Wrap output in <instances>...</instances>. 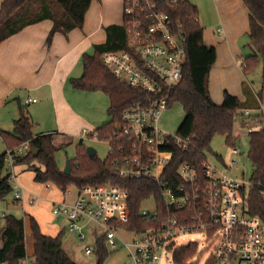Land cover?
I'll list each match as a JSON object with an SVG mask.
<instances>
[{
	"label": "built area",
	"instance_id": "1",
	"mask_svg": "<svg viewBox=\"0 0 264 264\" xmlns=\"http://www.w3.org/2000/svg\"><path fill=\"white\" fill-rule=\"evenodd\" d=\"M188 1L124 0L126 48L108 51L102 56L104 66L118 80L148 96L122 113L115 138L107 142L109 146L117 140L127 142L119 148L123 156L114 163L116 172L122 179L156 183L162 190L168 215L157 228L132 232L126 229L131 218L126 188L106 184L75 187V191H71L70 187L62 195L74 200L52 202V214L58 221L66 220L69 232L77 233L82 241L86 239L84 230L89 224L104 229L98 237L97 231L93 232L96 246L86 247L87 256L96 253L99 241L104 240L109 255L123 245L129 264H165L169 260L174 262L179 248L195 244L197 252L188 263L199 264L193 261L202 255L198 242H186L185 236L201 233L206 236V249L210 252L207 261L213 257L217 264H264V222L249 214L242 196V189L250 185L249 181L226 175L206 157L203 168L181 164L177 170L180 180L177 185L167 176L174 157L171 148L175 144L187 151L190 145V139L172 135L160 127L170 94L181 81L187 62L188 37L184 23L178 21L176 15ZM30 102L36 100L30 99ZM263 108L259 115L244 110L240 118H261ZM256 121L262 128L264 123ZM255 131L248 127L249 133ZM82 133L84 140L91 134L86 129ZM31 151L30 143L26 142L7 150L5 159L7 175L14 188L13 201L23 208L26 203L35 204L37 198L19 185L15 168L17 159L28 156ZM232 155L236 159L239 150L233 148ZM46 185L47 189L52 186ZM1 209L0 202V213L5 218L7 213ZM141 215L145 219L156 218L157 204L153 214L142 207ZM121 230L133 238L125 240L118 234ZM18 264H35V259L24 258Z\"/></svg>",
	"mask_w": 264,
	"mask_h": 264
},
{
	"label": "trees",
	"instance_id": "2",
	"mask_svg": "<svg viewBox=\"0 0 264 264\" xmlns=\"http://www.w3.org/2000/svg\"><path fill=\"white\" fill-rule=\"evenodd\" d=\"M58 7L53 10L48 0H5L0 11V44L23 29L51 20L53 29L49 36L51 42L54 34L69 33L82 29L86 14L94 0H52ZM250 14L249 39L252 52L242 64L245 74L255 71L264 62V0H242ZM39 3V8L36 5ZM198 8L190 1L181 6L176 19L185 25L188 43L186 46L187 62L182 71L181 81L173 88L168 109L180 104L185 112L183 123L176 133L179 137L190 139L189 149L183 151L175 144L171 148L173 161L167 171L173 185L180 183L177 170L181 164L190 163L203 168L206 153H212L211 143L217 135L224 136L232 143L233 128L236 119L243 111L242 102L225 92L221 105L215 104L209 92L208 82L211 70L217 60L216 49L204 43V28L199 22ZM126 48L124 26H112L107 29V41L104 45L95 46L93 54L83 56V76L72 80L74 88L80 91L102 92L110 99L108 114L111 120L97 128L89 139L109 142L115 138L119 129L122 113L137 101L147 98V94L134 89L118 80L103 64L102 56L108 51ZM260 117L249 120L250 124L258 123ZM260 124V123H258ZM263 128V125H262ZM250 133V154L253 172L250 185L242 189L245 205L251 216L264 222V130ZM7 150L15 149L29 142L33 151L28 156L18 158L16 166H26L34 171L35 181L41 184H52L61 192L71 186L119 185L129 192L131 218L126 229L142 232L157 228L168 215V209L162 190L156 183L146 180L122 179L116 172L114 163L122 158L119 151L127 142L115 141L110 146L105 160L97 154L90 157L84 140L80 141L77 156L71 161V174L66 175L55 158L58 150L53 144L52 134H35L33 123L24 107L19 108V118L14 123L12 133L1 131ZM7 153V151H6ZM6 153L0 156V202L13 193L10 177L2 176L5 167ZM154 198L157 204L156 218L145 219L141 215L144 201ZM180 216V215H179ZM5 227L1 231L0 264H18L21 259L33 258L35 264H77L63 246L64 233L55 237L42 233L38 221L25 213L22 219L7 215ZM197 252V245L191 244L179 248L174 256L175 264H189ZM97 264H104L110 256L104 248V240L99 241L96 251ZM206 264H217L211 257Z\"/></svg>",
	"mask_w": 264,
	"mask_h": 264
},
{
	"label": "crops",
	"instance_id": "3",
	"mask_svg": "<svg viewBox=\"0 0 264 264\" xmlns=\"http://www.w3.org/2000/svg\"><path fill=\"white\" fill-rule=\"evenodd\" d=\"M4 1L0 0V11ZM205 1L210 10V16L204 15L201 24L199 14V22L205 28V45L215 48L217 53V60L208 82L210 96L215 104L221 105L225 92H228L242 102L243 111L250 110L258 115L256 114L258 109L264 106L261 103L262 94L248 80V74H245L242 68L244 60L252 52L249 39V11L242 0ZM95 9L99 8H94L92 17L86 14L82 29H74L69 33L58 32L54 34L51 42H49V36L54 24L51 20H45L23 29L0 44V127L2 131L13 132L14 123L19 118V108L22 106L31 118L35 134H52L55 136V141L66 138L72 141L76 139L79 142L84 140L83 133L79 134L78 131L70 128L76 109L72 97L78 94L75 92L80 91L74 88L72 80L83 76V56L93 54L95 46L106 43L107 29L112 26H122L112 25V23L107 27L106 35H104V27H106L104 12L101 10L94 14ZM116 16L121 18L120 13ZM219 29H222V32H219ZM92 49L93 52H91ZM261 67L264 71V62L258 69L262 70ZM30 99L36 102L29 103ZM104 121L105 118L102 117L98 122L87 124L90 130L84 129L92 133L104 125ZM246 123L250 126V122ZM6 151L7 148L3 154ZM60 167L63 170L64 166ZM19 171L24 172L28 169L23 165L16 166L17 181ZM19 185L24 188L20 183ZM60 193L61 199L52 202L74 200V197L65 199L61 191ZM52 226L47 227L52 235L57 236L66 231L65 227L59 229ZM40 227L42 228L41 224Z\"/></svg>",
	"mask_w": 264,
	"mask_h": 264
},
{
	"label": "rangeland",
	"instance_id": "4",
	"mask_svg": "<svg viewBox=\"0 0 264 264\" xmlns=\"http://www.w3.org/2000/svg\"><path fill=\"white\" fill-rule=\"evenodd\" d=\"M48 1L53 10H58L55 2L52 0ZM190 2L198 8L202 24L204 15L210 16V10L208 9L206 1L190 0ZM208 5L211 7L210 4ZM36 7L37 9L39 8V3L36 5ZM95 7H98L99 9H95L94 14L101 10L104 12V25H106V27H104V35H106V29L110 24L113 23L112 25H123L124 0H94L91 9L88 12L90 17H92V11ZM119 13L121 14V18L116 16ZM104 37L105 36H103V38ZM91 52H93V49ZM257 69L248 74V80L252 82V84L256 86L255 89L262 94L263 100L261 103L264 104V71L262 67V70ZM75 93L78 94H75V96L72 97V102L76 109L74 110L75 113L73 116L74 119L72 126L70 127L71 129L78 131L80 134L84 128L89 129L87 124H91V122H98L100 119H102V117L105 118V123L111 120L107 112L110 106V99L108 96L99 91H77ZM253 114L255 115V113ZM256 114H261L260 109H258V113ZM184 118L185 112L183 107L180 104H174L164 113L160 121V127L166 132L175 135L183 123ZM260 122L264 123V116L262 115ZM248 127L256 129V131L261 129L258 123L250 124L249 126L248 123H246V121L242 120L241 118L236 119L233 128L232 143L229 144L224 136L217 135L211 143L212 153H206L205 155V157L211 163L217 165L226 175L238 180L246 181H250L253 172V164L249 157L251 138L250 133L248 132ZM1 131L2 128L0 127V156L6 150L5 143L1 136ZM54 137L55 136H52L53 144L58 148L55 153L56 161L60 166H64L65 168L67 161H72L76 158L77 149L80 142L76 139L72 141L67 138L62 139V141L60 139L55 141ZM84 144L87 147L95 148L98 151L97 156L101 160H105L109 154L110 146L107 142H97L96 140L88 138L84 140ZM233 148H237L239 150V155L236 157V159L232 155ZM234 160L237 161L236 164H234ZM18 174L19 183L27 190V192H29V194L37 198L36 202L34 205L26 204V206L23 208L20 203L17 204V202L13 201V190V193H11L5 200L1 201V212H6L7 215L13 216L16 219H22L25 213L32 215L38 221L39 225H42V228L40 227L42 233L50 237H55V235H52L50 229H47L48 226L53 227L52 225H54L59 229H63L65 227L66 231L64 233L63 246L69 257L77 264H97V253L94 252L92 255L87 256L85 254V250L86 247L94 248L96 246V237L93 235V232L96 230V236L98 237L104 233V229L97 226L96 224H94L95 226L93 224H89L84 230L86 239L84 241L80 240L77 233L69 232L68 223L66 220L58 221L53 217L52 201L61 199V193L57 187L53 185L50 189H47L46 184L35 182L34 171H19ZM2 176H7L6 167H4L2 170ZM70 190L75 191V186H71ZM142 207L144 210L153 214L156 210V203L153 198H150L143 203ZM4 227L5 219L0 213V245L1 231ZM118 234L123 236V238L127 241L133 238L131 235L126 234L122 230L119 231ZM185 240L186 242L190 240L198 242L199 254L202 253V255L194 258L193 261H197L199 264H206L210 254L209 250L206 249V236L201 233L188 234L185 236ZM104 264H129V258L125 247L120 245L119 249L112 253ZM165 264H174V262L173 260H169Z\"/></svg>",
	"mask_w": 264,
	"mask_h": 264
},
{
	"label": "water",
	"instance_id": "5",
	"mask_svg": "<svg viewBox=\"0 0 264 264\" xmlns=\"http://www.w3.org/2000/svg\"><path fill=\"white\" fill-rule=\"evenodd\" d=\"M262 129L264 130V125H263ZM32 151H33L34 155L37 154V150L34 147H32ZM88 154L90 155V157H93V156H95L97 154V151L93 147H88ZM71 169H72L71 168V161L69 160V161H67V163L65 165V168L63 169V172L66 175H70L71 174Z\"/></svg>",
	"mask_w": 264,
	"mask_h": 264
}]
</instances>
